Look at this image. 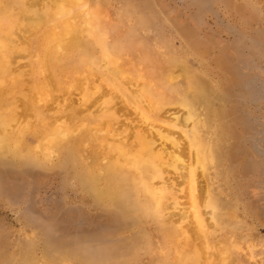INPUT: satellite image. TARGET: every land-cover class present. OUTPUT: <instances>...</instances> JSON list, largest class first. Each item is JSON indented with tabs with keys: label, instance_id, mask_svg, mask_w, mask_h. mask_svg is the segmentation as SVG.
<instances>
[{
	"label": "rangeland",
	"instance_id": "rangeland-1",
	"mask_svg": "<svg viewBox=\"0 0 264 264\" xmlns=\"http://www.w3.org/2000/svg\"><path fill=\"white\" fill-rule=\"evenodd\" d=\"M2 2L1 22L15 25L11 11L14 9L6 8ZM82 2L88 7L82 8L86 18L80 15L74 28L77 43L69 60H66L69 54H54L50 71L57 88L53 86L54 95L45 99L46 106L43 101L39 103L40 117L36 118L30 107L25 108L21 99L26 97L25 102L30 106V97L34 94L39 97L35 93L39 89L33 85H50L47 73L38 75L37 81L19 78L17 85H9L5 100L15 107V118L27 121L32 131L45 126L52 135V129L57 126L78 127L89 117L93 122L87 129V137L86 130L79 132L75 139L55 149L50 158H33L27 154V148L18 156L8 153L0 157V264H179L173 260L177 238L167 237L168 229L177 225L170 224L168 219L171 213L187 212V205L184 206L188 203V189L182 176L185 171L178 167L184 161L185 167L190 164L187 154L179 158L178 165H173L167 158L168 152L161 151L165 168L153 174L164 182L169 180L167 187L172 190L174 207L154 217L131 210L125 201L106 197L101 171L107 149L103 145H109V140L116 144L123 142V146L135 151V138L143 133L152 137L158 149L162 146L160 139L154 137L155 131L161 130L164 136H168L167 129L174 132L168 126L172 118L176 126L184 123L190 128L193 124L209 149L202 182L199 179L204 190L199 194L203 193V198L207 195L214 205L202 211L203 218L208 220L214 207L217 221L215 227L208 224L206 227L208 249L198 246L204 242L192 233L186 236L188 239H181L183 246L189 240L192 250L186 252L184 260L178 261L200 264L206 260L204 264L211 258L215 260L216 247L225 243L229 254L223 252L226 255L221 254L220 259L218 256L217 264H264V0ZM87 18L91 23L89 28L85 26ZM3 34L0 42L15 39L13 34ZM30 34L29 31L25 35ZM71 37L64 36L52 43L51 53L56 44ZM38 43L37 37L32 40V54L38 51ZM105 50L122 65L124 77L118 79H123L127 88L120 95L125 99L130 96L127 101L123 99V102L116 90L113 92L114 83L119 80L103 70L107 62ZM27 61L21 58L19 63ZM26 70L23 68L20 73ZM157 78L165 81L159 99L152 88ZM146 99H151V105L156 102L153 108L158 105L154 118L161 121L157 120V125L141 118L144 105L148 113L152 108ZM180 104H188L191 114L188 122L184 121L188 110ZM137 108L141 109L140 113ZM11 126L19 131L15 123ZM30 130L23 138L28 149L38 137L30 134ZM98 132L103 134L96 135ZM96 137L104 138L102 146L97 144ZM70 145L73 156L66 150ZM166 146L169 150L170 145ZM78 151H82L81 155H77ZM89 169L96 170L102 181L92 183L90 178H84ZM179 219L176 216L173 221ZM182 223L189 225L188 221ZM203 257L206 259L202 260Z\"/></svg>",
	"mask_w": 264,
	"mask_h": 264
},
{
	"label": "bare ground",
	"instance_id": "bare-ground-1",
	"mask_svg": "<svg viewBox=\"0 0 264 264\" xmlns=\"http://www.w3.org/2000/svg\"><path fill=\"white\" fill-rule=\"evenodd\" d=\"M2 1H4V2H2V4H4L6 8H13L14 9L11 11L13 12V18L12 19H14L15 25L13 23H9V22L3 24L1 22V18H0V35L1 36L4 35L3 32H8L9 34H13L15 36V39H11V40L7 39V41L0 42V136H1L0 137V157L4 156L5 154H8V153H10L14 156H18V155H20L21 150L23 148H25V149L27 148V151H28L27 154L33 158H38V159L50 158L51 154L54 153L55 149L63 147V145L65 144V142L67 140L75 139L73 137L79 136V134H80L79 132L86 130V132L84 133V136L87 137V135H86L88 133L87 129L88 128L90 129V126L92 125L93 119H91L89 117L84 124H82L78 127L73 126V128H68V129H63V128H60L61 126L60 127L57 126V127H55V129L54 128L52 129L53 130V131H51L52 135H50V133L47 132L49 128L45 127V126H41V129L39 131H37V130L32 131V130L28 129L29 125H28L27 121H18V119L15 118V113H14L15 107H13L12 104L6 103L5 96L9 92V90H8L9 85L10 84L11 85H17L21 81L19 78L26 77L30 81L31 80L37 81L38 75H40V74L45 75V73H47V78L50 80V82H51L50 85L52 86V88L48 84L43 83L44 85H40V84L35 83V86L33 85V88L36 89V87H37V89H39V91L35 92L36 95H39V97L35 96V94H34L33 98L30 97V99H32L30 106L25 102L26 97H24V99L20 98L23 101L22 105H24L25 108L29 109V107H30L31 108L30 111L32 113H34V116L36 118L40 117V110H39L40 105H39V103H41V101H43V103H44L43 106H46L45 104H47L48 101H47V103H45L46 102L45 99L50 98L51 94L54 95L53 93H55V92H52V90H53V86L56 87V85H55V81H54V79L51 75V71H50V70H53L51 62H52V59L55 58V56H56V55L54 56V54L58 53V52H61V53L64 52L66 55L69 54V56L66 57V60L70 59L71 51L74 49V47L77 43V40H78V38H77V40L75 38L76 32L74 31V28L77 25V20H78L79 16L80 15H81L80 17L84 16L82 13V11H83L82 8L84 6L88 7V5L85 4V2H82V0H42L41 2H39V0H32L30 2H28L27 0H2ZM86 14L87 13L85 12V15ZM98 16H99V14H98ZM83 18H86V16H84ZM98 23H96L97 27L100 24V23L99 24ZM85 26L87 28H89L91 26L89 19L85 21ZM26 28L28 30H26ZM29 31L31 32V34L27 37L25 34H28ZM38 35H40V37H38ZM64 36H72V37L67 42L60 43L58 45L56 44L54 47V50H53V54H52L51 53L52 51L50 49V47H52V43L55 44L59 39H61ZM102 36L103 35L100 34V37H102ZM36 37L38 38V42H39L37 45L38 51L35 54H32L31 44H32V40L35 39ZM102 38H100V39H102ZM104 40H105V38H104ZM43 43H46L45 44L46 46H44ZM101 44L105 45L104 42ZM102 47H104V46H102ZM103 49H105V48H103ZM105 53H106L107 62H106V65L105 64L103 65V67L105 66L103 70L104 71L106 70L105 72H107V74H109L112 77L119 80L118 78H120V76H123L122 75V65L117 61L116 58L113 59L114 57L112 58V55H110L109 52H106V50H105ZM21 58L26 59L28 61L26 63L20 64L19 60H21ZM85 61L86 60H84V61L82 60L81 62H85ZM74 64L76 66V63H74ZM23 68H26L28 70H26V72L20 73V70ZM73 70L74 69H72V71ZM78 71H79V69L77 70V72ZM15 72H19V74H16ZM73 75H74V73H73ZM33 77H34V79H32ZM171 78H173V77H171ZM33 81H32V84H34ZM106 81L108 82L109 80L106 79ZM113 81H114V79H113ZM113 81H110V82H113ZM154 81L155 82H153V80H152L150 84H152V82H153L152 88L155 91L154 94L159 99L160 98L159 96L162 93V89L164 88L165 81L160 80L159 78H157ZM170 81L171 80H169V82ZM124 83H125V81H123V79H122V81L119 80V81H115V83H114V86L116 87V89H114L113 92H115V90H116L117 93L115 92V94H117L118 96H121L120 94H122L127 88L124 86ZM58 85H60V84H57V86ZM84 85H85V83H84ZM111 85H113V83ZM85 86L82 85L83 89ZM114 86L112 87V89L114 88ZM96 88L98 89V87L95 86V89ZM109 88H111V86ZM26 89H28V87ZM85 89H84V91H85ZM55 91H58V90H55ZM90 91L89 92L87 91V92L90 93ZM37 92H38V94H37ZM131 92H132V90H131ZM140 92L142 94L143 91H140ZM147 92L148 91H146V93ZM91 93H92V91H91ZM134 93H136V92L134 91ZM137 93H138V91H137ZM129 97L130 96H127L126 99L129 100ZM83 98H85V96ZM86 98H85V100H86ZM149 98H151V97H149ZM121 99H122V101H123V99L125 101H127L123 96H121ZM108 101H112V100L109 99ZM147 101L150 102L151 99H149ZM34 102L36 104H33ZM143 103L144 102L142 101V104ZM154 103H156V102H154ZM154 103L152 105H151V102H150V104L148 103L149 108H150V105L152 107V108H150L151 110L149 109L150 113L146 112V110H148V109H146L147 106L144 105L145 109H144V111H142L143 114L141 113V115H143V116H141V118L144 119L145 122H148V124H149V122H152V123L156 122V125H157V122L161 121V120H159L158 117L154 118L156 111L159 110L158 105H155V108H153ZM19 104H21V102ZM90 105H92V104H90ZM109 105H110V103L107 104V106H109ZM131 105H133V104H131ZM180 105H182L184 108H187V110H188V112L185 116L186 118L184 120L185 122H188L191 119V114L189 111L188 104H180ZM100 106L103 107L104 103L101 104ZM139 106L141 107V102H139ZM84 107H85V109L87 108L86 106H84ZM45 109H46V107H45ZM137 109H138V112L140 113V111H139L140 108H137ZM179 109H181V108H179ZM24 110L26 111V109H24ZM88 110H89V108H88ZM108 113H110V112H108ZM172 119H174V120H172ZM172 119H170V121L168 119V121L171 122V124L168 123V126L174 128L173 129L174 132H176L175 130L178 129V132H176V134H174V132H170V131L168 132V129H167V133H165V134L170 136V138H169L168 136H164V134H163V132H161V130L155 131L156 135H154V137H158V140L160 139L161 145L160 144L159 145L162 146L158 149L156 148L155 144L153 143L152 137L151 136H149V137L144 136L143 133L142 134L136 133L137 136H136L135 141H134L135 151L132 150V147H130L131 150H129L127 147L123 146L122 145L123 142L120 144H116V142H114V140L112 141V140L108 139L110 141V144L109 145L107 144L106 146H105V144L103 145L104 148L106 147L107 149H105V151H104L106 153L103 154V158H106V159H102V161H105V164L101 165V171L104 175V176H102V177H104L103 182L106 185L104 188L105 189L104 195L106 197H109L110 199H118L119 201H125L128 204H130L131 210H134V211L136 210V212H139L141 215L146 213L149 216L154 217L155 214H158V213L165 211V210H168V209H172L174 207L173 202H171L172 201L171 196L173 195L172 190H169L168 189L169 187H167V186H169V184H168L169 180L167 179V180H165L167 182H164L161 179H159L160 177L157 179V176L154 175V174L160 173L161 172L160 169L165 168L164 158L162 157V153L164 151L168 152L167 158L171 159L172 162L171 161L170 162L173 165H178V163L181 162V160L179 158H182L183 154H187L186 156H188V158L191 159L189 161L190 164L188 163L189 165H187L185 167V165L183 164V163H185V161H184L180 164V166L178 165V167H180V169L182 171H185V172L187 171L186 173L185 172L182 173V176H184V180H185L184 184L187 185V189H188V192H187L188 203H186L184 206V207H186V205H187V207H186L187 212H185V214H181V215H180V213L179 214L171 213L172 215L169 216L168 221L170 224L177 225V227L173 225V228L168 229V234H167V237H169L168 238L169 240H173V239L175 240V238H177L176 245L174 246L173 260L175 263L178 262L180 264V262L178 260L185 258L186 252L189 250H192V247H191L192 244L189 243V240H187V243H185V245L183 246V244L181 245V239L184 237L186 238V236L189 237V233H192V235L196 236V238L202 239L199 241L204 242V244H200L198 246L203 245L205 247V249H208L209 248L208 241H207L208 240V238H207L208 233H207L206 227H207V224L209 226L215 227L217 221L215 220V217H214V212H215L214 207L212 208V212H211L212 215H210V218L207 217L208 218V220H206L207 222L205 221L206 217L204 216V218H203V212H205L204 210L211 206L212 201L209 200L207 195H205L206 197L204 196V198H203L202 197L203 193L199 194V191L201 192V190L202 191L204 190L201 188L202 186H200V182H202L201 180L203 178V172L205 171V162H206L207 158H210V153L208 151L209 149L207 150L206 146L200 140V137L198 136L196 130L194 129V126H192L193 124L191 125L190 128H186V126H188V125H186L184 123L182 124L181 122H180L181 126H176L175 122H173V121H175V118H172ZM177 119L179 120V118H177ZM13 123H15V127L19 126V131H18V129L14 131V127L11 126ZM177 123H178L177 125H179V122H177ZM53 124H55V123H53ZM30 125H32V124H30ZM52 125L50 127H53ZM143 125H144V123H143ZM147 125H145L144 127L147 128ZM103 126L105 128L107 127L106 124ZM155 127H157V126H155ZM158 127H159V125H158ZM105 128L103 130H105ZM111 128L112 127L110 126L109 129L111 130ZM152 129H153V127H150V130H152ZM28 130L31 131V133L29 132L30 134L34 133V135H38V137L36 138L35 144H33L32 146H29V149H28V146L25 144L24 139H23L24 134ZM106 130H108V129H106ZM173 130L171 129V131H173ZM38 132H40L39 133L40 135L37 134ZM103 132H105V131H103ZM153 132H151V133H153ZM177 133H178V135H177ZM98 134L102 135L103 133L102 132L96 133V135H98ZM114 137H117V135H114ZM96 138L97 139H95V141H98L97 144L102 146V140L104 138L102 140L100 137L99 138L96 137ZM110 138L113 139V137H110ZM80 139H79V141H81ZM108 140H107V142H108ZM74 142L76 143V140H74ZM124 142L129 144V142H127V141H124ZM208 143H210V142H208ZM85 144L86 143L84 142V145ZM93 144L97 145L96 143H93ZM167 144L170 145L169 150H167L165 148V146ZM72 145H70L66 148L68 153H70V151L72 150L71 149V148H73ZM89 146H90V144H89ZM161 151H163V152H161ZM81 153H82V151H78L77 155L78 154L81 155ZM70 155L73 156V152H71ZM105 155H106V157H105ZM107 158H109V159H107ZM122 158H126V159H122ZM167 166H169V165H167ZM178 167H177V171H178ZM199 171H200V175H198ZM87 172L89 174L84 175V178H90L89 180L93 181L92 183H94V182L98 183V181H102L97 177L96 170L89 169V170H87ZM169 179H171V178H169ZM199 179H200V182H199ZM89 180H88V182H89ZM203 186H205V184ZM186 190H185V192H186ZM167 191H169V192H167ZM116 202H117V200H116ZM190 213H192L191 216H189ZM205 214L208 215L209 213H205ZM176 216H178V218H180L177 222L173 221ZM184 221H188L189 225L184 226L182 223ZM181 223H182V226L178 227V225H180ZM186 239H188V238H186ZM215 247H214V249H215ZM215 250L218 253L216 259H218V256L220 259L221 254H223L222 256H224L225 253L229 254V252H228L229 249L225 245V243L222 245V247H218V248L216 247ZM223 252H225V253H223ZM204 254H205V256L206 255L208 256V254H206L205 252H204ZM206 257L205 258L203 257L202 260L206 259ZM216 259L214 260L211 258V261L205 262L204 264H217L218 261H216ZM183 260H181V261H183ZM212 260H214V261H212ZM204 261H206V260H204ZM204 261H200V264L201 263L203 264ZM166 264H170V263H166Z\"/></svg>",
	"mask_w": 264,
	"mask_h": 264
}]
</instances>
